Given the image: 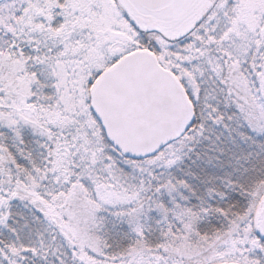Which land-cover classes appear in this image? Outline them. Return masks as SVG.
Wrapping results in <instances>:
<instances>
[{"label":"snow or ice","instance_id":"6c2138e0","mask_svg":"<svg viewBox=\"0 0 264 264\" xmlns=\"http://www.w3.org/2000/svg\"><path fill=\"white\" fill-rule=\"evenodd\" d=\"M0 264H264V0H0Z\"/></svg>","mask_w":264,"mask_h":264}]
</instances>
